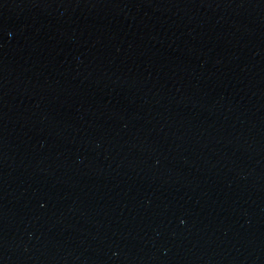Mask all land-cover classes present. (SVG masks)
<instances>
[{
    "label": "water",
    "instance_id": "obj_1",
    "mask_svg": "<svg viewBox=\"0 0 264 264\" xmlns=\"http://www.w3.org/2000/svg\"><path fill=\"white\" fill-rule=\"evenodd\" d=\"M0 264H264V0H0Z\"/></svg>",
    "mask_w": 264,
    "mask_h": 264
}]
</instances>
